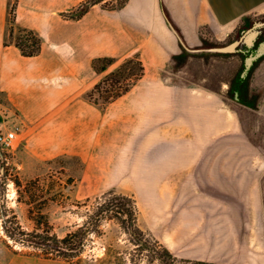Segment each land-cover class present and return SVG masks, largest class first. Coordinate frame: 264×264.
<instances>
[{
    "label": "crops",
    "instance_id": "crops-1",
    "mask_svg": "<svg viewBox=\"0 0 264 264\" xmlns=\"http://www.w3.org/2000/svg\"><path fill=\"white\" fill-rule=\"evenodd\" d=\"M9 1L0 0V92L20 125L23 153L36 160L73 155L88 165L124 169L138 160L141 169H157L160 183L178 179L182 170H200L205 179L220 170L216 176L229 179V187L222 180L219 191L248 200L250 214L264 216L260 164L206 155L225 132L244 129L242 112L264 116V54L252 74V93L260 94L254 107L237 87L248 76L238 77L249 29L244 24L264 13V0H129L116 10L96 4L79 19L60 11L84 0H19L17 23L43 40L41 53L32 57L4 45ZM24 14L38 15L37 23L22 21ZM238 33L236 49L220 52L228 56L189 50L225 44ZM184 52L179 63L176 56ZM134 54L145 64L143 78L105 110L89 101L86 92L98 81L93 58ZM251 262L264 264V256Z\"/></svg>",
    "mask_w": 264,
    "mask_h": 264
},
{
    "label": "rangeland",
    "instance_id": "rangeland-1",
    "mask_svg": "<svg viewBox=\"0 0 264 264\" xmlns=\"http://www.w3.org/2000/svg\"><path fill=\"white\" fill-rule=\"evenodd\" d=\"M16 1H9L6 30L10 8ZM74 8L54 10L53 13L57 14L60 11L61 14H69L68 12ZM37 16L24 14L21 20L35 25ZM257 22H264V13L255 16L244 26L250 29ZM259 30L261 33L252 47H247L246 35L242 41L240 40L239 33L225 44L207 42L203 47H221L241 41L246 53L241 55L239 77L244 69L245 58L264 42V25L260 26ZM218 53L220 52L214 54ZM197 54L209 56L212 53ZM263 58L255 61L246 80L237 86L249 93L248 96H251L249 104L253 107L258 102L253 99L260 94L252 93V74ZM95 77L99 80L101 76L96 73ZM235 82L237 77L230 84V97L234 96ZM0 99L2 102L0 132L18 128V135L12 147L0 144V264H108L109 259L105 258L108 248L124 251L128 255L132 247L127 235L117 234L112 229L116 226L111 223L104 227L105 234L96 236L93 242L87 244L80 259L76 258L72 261L46 258L39 250L14 244L3 230L5 214L17 215L20 223L27 230L34 228V222L29 217V204L19 199L18 188L14 182L16 178L21 179L24 185L38 178L40 183L36 187L40 189L44 186L51 191L49 202L45 204L43 201H36L34 211L48 214L53 231L61 237L74 230L82 220L79 212L84 207L78 206L79 200L83 201L87 197L94 199L115 188L119 192L134 195L140 210V226L179 258L228 264H255L251 261L264 256V216H252L248 200L236 199L235 194L219 191L222 180L224 186L229 187V179L216 176L215 172L220 170H213L212 179L197 175L200 170H182L178 179L160 183L157 169H141L138 160H133L132 169H124L116 165L107 167L104 162L102 164L92 162L88 165L73 155L36 160L30 154L22 152L25 148V140L24 136L20 135L18 120L9 111L2 92ZM242 119L245 122L244 129H230L225 132L221 142L219 140V144L213 145L212 154L206 155L208 158L211 156L213 161H255L261 166L259 172L264 183V116L246 111L242 112ZM230 171L243 173L246 170L231 169ZM146 172L149 174L148 177L144 176Z\"/></svg>",
    "mask_w": 264,
    "mask_h": 264
},
{
    "label": "trees",
    "instance_id": "trees-1",
    "mask_svg": "<svg viewBox=\"0 0 264 264\" xmlns=\"http://www.w3.org/2000/svg\"><path fill=\"white\" fill-rule=\"evenodd\" d=\"M129 0H84L69 14L62 13L70 19L83 17L92 6L100 4L106 10L123 8ZM18 0L10 8L8 28L4 36V45H16L22 55L36 56L42 51V36L30 27L21 26L17 23ZM17 31V32H16ZM228 56L229 53H220ZM187 57L184 52L176 59L179 63ZM93 69L101 77L86 92V97L101 109L116 101L128 93L143 78L146 68L138 54L119 60L112 56H98L92 60ZM6 175V174H5ZM18 188L19 199L30 206V219L34 222L32 230L25 229L17 215L3 219V230L7 238L14 244L39 250L46 258H62L72 261L80 259L89 242H93L96 236L105 234L104 227L111 223L117 234H126L131 243L128 255L124 251L108 248L106 257L108 264H228L194 258H179L175 256L165 245L145 231L139 223L140 210L137 199L133 194L119 192L112 188L95 197H87L79 200L81 210V222L74 230L59 236L53 231L49 216L42 211L35 212L36 201L45 204L51 199V191L39 186V179L28 181L25 185L21 179H14ZM27 195V196H26ZM26 199V200H25Z\"/></svg>",
    "mask_w": 264,
    "mask_h": 264
},
{
    "label": "water",
    "instance_id": "water-1",
    "mask_svg": "<svg viewBox=\"0 0 264 264\" xmlns=\"http://www.w3.org/2000/svg\"><path fill=\"white\" fill-rule=\"evenodd\" d=\"M264 22H257L255 25H253L252 28L246 30V36H247V44L249 47H252L255 44V40L258 38L261 31L259 30L260 26H263ZM238 41L231 43L226 46L221 47H209V48H200V49H189L192 52H227L231 50H235ZM264 54V42L260 43L258 48L253 50L246 58H245V65L244 69L242 71V76L245 77L248 75L251 67L253 66L255 60H257L260 56Z\"/></svg>",
    "mask_w": 264,
    "mask_h": 264
},
{
    "label": "built area",
    "instance_id": "built-area-1",
    "mask_svg": "<svg viewBox=\"0 0 264 264\" xmlns=\"http://www.w3.org/2000/svg\"><path fill=\"white\" fill-rule=\"evenodd\" d=\"M1 99H0V104H1ZM18 128L9 130L7 132H0V144L5 146V147H12L13 142L18 135Z\"/></svg>",
    "mask_w": 264,
    "mask_h": 264
}]
</instances>
